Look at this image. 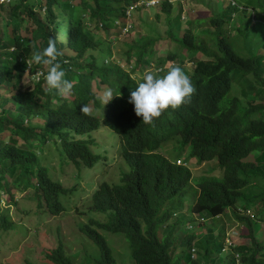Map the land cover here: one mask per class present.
Returning <instances> with one entry per match:
<instances>
[{"label":"trees","instance_id":"trees-1","mask_svg":"<svg viewBox=\"0 0 264 264\" xmlns=\"http://www.w3.org/2000/svg\"><path fill=\"white\" fill-rule=\"evenodd\" d=\"M73 1L21 0L8 6L7 18L0 13V134L9 133L7 140L0 136V188L9 189V178L18 190L36 185L37 196H44L48 208L62 211L58 196L69 190L52 179L37 148L54 140L68 161L93 165L98 160L91 149L95 140L84 136L107 124L120 135L121 153L133 170L123 174L122 183L103 182L91 195L94 209L109 217L107 221L92 219L82 226L100 248L98 264L117 262L97 228L124 233L132 242L136 264H202V260L204 264H264V242L257 239L262 229L259 223L264 224V54L254 51L256 43L248 37L250 24L260 22L264 27V0H240L244 7L231 4L221 12L215 1L200 0L214 5L212 14L200 25L189 19L182 35L174 28L183 25L182 13L178 11L176 22L168 21L167 43L173 40L180 49L169 50L156 60L160 68L156 74L163 75L169 69L163 65L171 59L173 66H181L189 76L194 91L179 107L164 110L150 124L135 115L128 97L139 81L133 74L149 68L156 55L155 44L163 36L157 31L138 38L142 44L129 42L127 70L117 62L99 67L94 53L100 43L91 31L94 22V28L103 31L117 27V21L126 22L127 8L140 0ZM161 8L169 13L174 7L166 1ZM27 17L36 25L31 37L21 33ZM49 38L55 41L59 52L56 62L65 70V78L74 81V100L48 89L44 75L50 65L31 61ZM199 54L209 59H197ZM189 56L196 58L192 71L184 68ZM27 71L41 72L40 80L24 84ZM77 75L79 80H75ZM103 87L114 95L106 103L103 120L90 111L88 115L81 113L83 104L99 105L96 94ZM53 100L56 106H52ZM171 141H177L180 150L190 148L189 158L198 163L216 161L222 175L194 178L188 166L162 153V146ZM250 156H254L253 161L247 160ZM249 187L252 192L245 193ZM192 189L195 220L202 221L199 225L241 204L244 214L235 215L248 231L250 244H236L235 252L222 256L225 229L219 235L208 227L206 233L176 236L178 210L167 205L160 214L161 205ZM173 212L175 225L170 224ZM12 224L8 212L0 209V226L5 229ZM48 258L55 264H73L62 244Z\"/></svg>","mask_w":264,"mask_h":264},{"label":"rangeland","instance_id":"rangeland-1","mask_svg":"<svg viewBox=\"0 0 264 264\" xmlns=\"http://www.w3.org/2000/svg\"><path fill=\"white\" fill-rule=\"evenodd\" d=\"M212 1L218 3L219 12L222 11L220 10L221 8H229L232 4V0ZM237 1L241 7H244L239 0ZM78 2L79 0H74L73 4ZM162 4L148 8L139 5L134 9L130 5L127 8V10H130L128 22L131 28L129 32H124L122 28L117 27H111L107 31L96 29L94 28V22L91 31L95 34L98 44L100 43L94 53L97 58V65L99 67H107L110 66L108 63L117 62L120 64L119 66L127 70L128 63L125 53L128 50V43L135 42L142 44L143 41L138 38L142 35H156L158 31L163 38L155 44L156 55L152 59V65L143 72H136L133 75L134 78L140 80L144 72L158 68L155 62L160 57H165L166 52L180 49L177 42L171 40V44H168L166 38L169 27L168 21L176 22L178 11L182 13L183 25L174 28L181 32L180 34L182 35L188 27L189 19L195 20V25H200V21L210 16L214 9V5L209 2L190 0L185 4L175 2L173 4L174 8L169 13H165L161 8ZM8 6H0V13L6 18L9 13ZM157 14H160L159 18ZM239 15L243 18L245 17L244 12L240 11ZM85 20L88 24L90 23L87 17H84L83 21L85 22ZM235 20L237 22V18ZM25 21L21 33L23 36L31 37L32 30L36 25L31 17H27ZM1 22H3L2 19ZM201 26L205 27L208 25L202 24ZM198 28L201 29L200 26ZM211 29L213 30L214 27H211ZM248 29L250 32L248 37L256 43L254 51L264 54V27L258 22L250 24ZM58 30L60 34L61 23ZM59 38L61 39V34ZM182 51L188 53L185 49ZM193 53L195 54V52ZM195 59H190V56L186 58L184 68L192 71L195 67V63L193 62ZM197 59L209 58L203 54H199ZM134 60L135 58L132 59V61ZM174 64L170 59L164 63L163 67L171 68ZM41 75V72L34 74L27 71L22 82L24 84H33L35 81L40 80ZM79 79L80 76L77 75L75 80ZM104 94L105 92H101L96 95L104 97ZM62 96L65 99L74 100L72 89ZM244 102L246 103V100ZM51 104L52 106H56L57 102L53 100ZM90 109L89 111L100 120H103V117L107 114L106 104L104 105L102 102L99 105L96 102H91ZM8 135L7 131L0 134L4 140L8 139ZM84 137L95 140V143L91 145V149L97 154L98 160L93 165L84 162L77 165L68 161L66 155L58 149L54 140L49 141L46 145L36 150L41 157L42 163L50 168L49 171L52 179L60 181L63 187L69 190L66 193H60L58 196L63 206L62 211L54 212L53 207L50 206L51 211L48 208L49 206H47L44 196L41 199L37 196L38 189L36 185L18 190L13 186V180L9 178L11 180L9 189L8 186L4 187V189L0 188L2 196H0V209L2 212H8L13 221L12 227L3 229L0 226V262L2 264H28L29 262L33 264H55L48 258V255L61 244L72 257L73 264H98V259L101 257L100 248L92 239L86 236L82 230V226L88 224L92 219L107 221L109 217L108 214L97 212L94 209L91 195L94 189L103 182L110 184L122 183L123 174L132 172L133 169L121 153L120 135L112 131L107 124H101L96 131ZM178 146L177 141H171L164 144L161 151L172 160L176 161L180 159L182 163L192 170L194 178L222 175V171L216 161L198 163L196 158H189L190 148L180 150ZM247 160L253 161L254 156L248 157ZM195 184L196 182H193V186ZM251 192L252 187L245 189V193ZM193 202L194 189L190 191L186 190L167 204L161 205L160 214L166 209L167 205L178 210L176 214L180 218L181 226L178 225L176 228V236L182 237L187 233H206L208 227L215 229V234L219 235L225 229L226 246L222 252V256H225L226 253L235 252L232 249L236 244H250L248 231L237 221L235 215L244 214L245 210L242 209L241 204L227 209L226 213L218 218H206L202 225H199L202 221H200L201 219L195 220ZM173 214L174 217L170 221L171 225L176 224V221L174 222L176 214L175 212ZM104 215H107L106 219L103 218ZM259 225L262 229L260 232L261 236L257 237V239L264 242V224L259 223ZM97 229L106 238L117 264H136L132 255V242L126 238L124 233H113L104 229ZM160 234L162 235V232ZM178 252H181V249ZM196 253L199 254V251H196ZM202 264H204V260H202ZM238 264L240 263L238 262Z\"/></svg>","mask_w":264,"mask_h":264},{"label":"clouds","instance_id":"clouds-1","mask_svg":"<svg viewBox=\"0 0 264 264\" xmlns=\"http://www.w3.org/2000/svg\"><path fill=\"white\" fill-rule=\"evenodd\" d=\"M166 1L170 4H174L175 2L185 4L190 0H185L184 2L180 0H161V3L157 6ZM232 4L240 5L237 0H232ZM127 23L128 20L125 23L117 21L116 25L123 30ZM58 55L59 52L54 39L49 38L47 46L32 55L31 61L37 64L50 65V68L44 75V80L48 89L55 90L57 94L63 95L71 90L74 81L70 82L68 78L65 79V70L61 67L60 63L56 62ZM159 70V68H154L146 71L137 82L135 88H132L129 93L128 102L133 105L135 115L141 117L145 124L152 123L154 118L159 117L164 110L179 107L194 91L189 76L181 66H172L163 75L156 74ZM92 86H94V81ZM101 89V92H105V96L99 97V99L105 105L114 95L111 90L106 91V87ZM89 110H91L90 106L86 104L80 107L81 113L85 115L89 114ZM177 163L185 165L180 159Z\"/></svg>","mask_w":264,"mask_h":264},{"label":"built area","instance_id":"built-area-1","mask_svg":"<svg viewBox=\"0 0 264 264\" xmlns=\"http://www.w3.org/2000/svg\"><path fill=\"white\" fill-rule=\"evenodd\" d=\"M21 0H0V4L3 5H10V4H14V3H18ZM181 2H184L185 0H180ZM161 3V0H140L138 3L134 4L131 6L132 9H134L135 7H138L139 5L141 6H145V7H153V6H157ZM130 17V10H127V20H129ZM131 28V25L129 24V22L127 23V25L123 28L124 32H129Z\"/></svg>","mask_w":264,"mask_h":264}]
</instances>
